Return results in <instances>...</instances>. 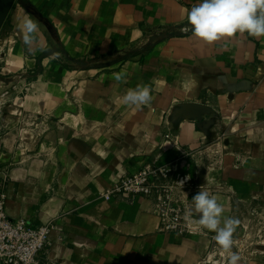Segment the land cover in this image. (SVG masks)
<instances>
[{"label":"crops","instance_id":"obj_1","mask_svg":"<svg viewBox=\"0 0 264 264\" xmlns=\"http://www.w3.org/2000/svg\"><path fill=\"white\" fill-rule=\"evenodd\" d=\"M199 3L0 0V81L19 87L0 114V191L10 217L52 226L42 264H199L215 233L197 215L191 234L161 233L147 199L98 197L149 162H176L186 209L199 190L225 217L234 198H264V37L205 44L184 31ZM138 84L151 103L125 106Z\"/></svg>","mask_w":264,"mask_h":264},{"label":"clouds","instance_id":"obj_2","mask_svg":"<svg viewBox=\"0 0 264 264\" xmlns=\"http://www.w3.org/2000/svg\"><path fill=\"white\" fill-rule=\"evenodd\" d=\"M188 25L184 31L205 44H213L221 39L247 33L253 38L264 37V0H200V3L187 13ZM38 25L27 20L24 26L23 42L31 46L36 39ZM116 82H127L126 73L116 72L112 77ZM152 89L148 84H138L121 97L125 106L140 108L151 103ZM224 207L217 197L208 191L199 190L191 199L185 211V218L199 217L197 223L202 229L215 233L213 240L223 254L225 264H239L241 256L233 251L234 234L240 221L223 216Z\"/></svg>","mask_w":264,"mask_h":264},{"label":"built area","instance_id":"obj_3","mask_svg":"<svg viewBox=\"0 0 264 264\" xmlns=\"http://www.w3.org/2000/svg\"><path fill=\"white\" fill-rule=\"evenodd\" d=\"M24 90L27 92V88ZM185 183L177 174L176 162L153 161L136 172L122 175L98 197L106 201L145 198L159 217V232L182 235L195 228L189 224L190 218H185L186 207L182 201ZM5 201L6 195L0 191V264H42L41 256L51 245L52 226L32 225L22 217H10Z\"/></svg>","mask_w":264,"mask_h":264},{"label":"rangeland","instance_id":"obj_4","mask_svg":"<svg viewBox=\"0 0 264 264\" xmlns=\"http://www.w3.org/2000/svg\"><path fill=\"white\" fill-rule=\"evenodd\" d=\"M25 88L27 92L30 91V87L27 86L22 87L24 92H26ZM10 90H19V87L7 86L0 81V114L6 106L14 104V98H10L8 94ZM7 94L8 96H5ZM242 199V201L238 197L233 199L232 217L240 221L234 234L233 251L239 253L241 258L264 256V198L243 197ZM192 230L187 234H191ZM226 255L214 242L213 246L204 253L199 264H221L222 256Z\"/></svg>","mask_w":264,"mask_h":264},{"label":"water","instance_id":"obj_5","mask_svg":"<svg viewBox=\"0 0 264 264\" xmlns=\"http://www.w3.org/2000/svg\"><path fill=\"white\" fill-rule=\"evenodd\" d=\"M6 5H10L14 0H2ZM0 22H1V17H0ZM152 39H156V36H153ZM188 109L190 111V117L191 118H196L198 119L202 124L205 123V121H203V119L200 117V114H204L207 113L208 108L204 105H198V104H194V105H190L188 106Z\"/></svg>","mask_w":264,"mask_h":264}]
</instances>
